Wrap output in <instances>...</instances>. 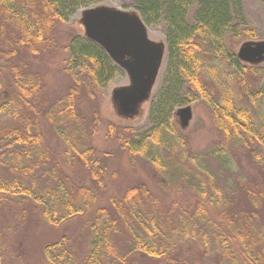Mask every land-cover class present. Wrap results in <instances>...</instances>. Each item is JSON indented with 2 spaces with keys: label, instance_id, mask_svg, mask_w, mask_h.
<instances>
[{
  "label": "trees",
  "instance_id": "trees-1",
  "mask_svg": "<svg viewBox=\"0 0 264 264\" xmlns=\"http://www.w3.org/2000/svg\"><path fill=\"white\" fill-rule=\"evenodd\" d=\"M80 1L0 0V212L14 200H28L56 229L90 216L85 222L90 235L87 249L80 245L74 249L73 238L61 234L41 249L47 264H131L133 254L160 264H180L179 254L187 250V244L202 241L193 234L195 225L211 234L226 264H264V222L260 220L264 212L230 208L212 171L202 162L205 155L191 154L185 135L173 121L175 108L204 103L220 138L208 156L222 158L233 146L249 150L257 163L264 161V125L250 109L264 99V69L243 64L234 48L259 38L247 22L241 1L133 0L145 24H162L167 64L148 127L137 132L107 123L103 135L131 158L147 160L162 180L159 187L170 191L166 194L146 183L126 186L124 182L120 190L107 191L116 173L88 143L98 132L97 118L92 115L89 124L86 119L83 123L78 112L81 93L93 97L119 72L99 45L85 38L72 39L64 64L73 83L49 108L41 102V74L16 59L22 47L34 55L55 47L56 25L65 23ZM40 114L47 123L57 125L63 136L66 151L60 160L54 154L57 159L47 162V155L39 151L44 140ZM9 119L14 124H8ZM89 125L91 132L86 134L82 126ZM65 126L71 135L64 134ZM37 170L56 182L40 181ZM62 172L73 181L69 186ZM178 208L182 213L173 225L170 214ZM122 233L129 243L125 251L115 243ZM6 242L0 232V264H4Z\"/></svg>",
  "mask_w": 264,
  "mask_h": 264
},
{
  "label": "rangeland",
  "instance_id": "rangeland-1",
  "mask_svg": "<svg viewBox=\"0 0 264 264\" xmlns=\"http://www.w3.org/2000/svg\"><path fill=\"white\" fill-rule=\"evenodd\" d=\"M240 1L247 22L251 24L250 26L255 27L259 38L240 42L234 46L235 52L243 64L264 69V55L260 59L245 60L240 57V50L244 44L264 43V0ZM80 2L82 3L81 6H78L70 14L67 22L56 25L57 38L55 47L37 55L22 47L16 53V59L29 64L32 69L41 74L44 92L42 95L44 99H41V102L45 101L46 105L42 104V106L49 108L51 106L50 103L64 95L73 83L65 70L64 64L69 54L67 46L71 44L72 39L77 37L95 42L90 38V32L86 31L88 20L94 11L100 8L121 11L140 22L142 30L147 39L154 45L156 51L154 74L141 85L140 89L143 92L140 93L139 88H131V79L127 70L130 61L118 62L112 59L119 72L110 80L106 88L103 90L97 89L98 91L93 93V97L85 92L81 93L78 112L83 118L82 122L86 119L88 124L93 116L97 118L96 127L98 132L88 138V143L100 152V157L107 164L109 170H113L116 173L115 177L110 178L107 184L109 185L108 192H112L114 189L120 190L119 186H122L120 183L125 182L126 186L146 183L151 189L156 188L159 193L166 194L168 190L164 189L165 193L159 187L162 180L157 178L147 160L140 157L131 158L113 140L106 139L103 135L107 123L121 127H132L137 132H141L148 127L152 101L161 87L167 64L163 26L161 23L145 24L140 15L134 10L133 0H81ZM95 43L99 45L97 42ZM124 97L133 99V103L128 108H123L120 104ZM244 101L246 105L249 104L247 100ZM250 109L258 118L259 124L264 125V99L257 100L255 104L250 106ZM93 113L96 114L94 115ZM38 121L44 138L39 151L47 155V162H51L50 159L54 157V154H57V158L60 160L66 148L65 142L62 141L63 136L55 127L57 125L47 123L41 114L38 115ZM173 121L180 132L185 135L191 154L196 156L205 155L202 158V162L212 171L216 184L223 191L225 200L228 201L226 204L230 208L246 207L251 209L253 207L264 212V161L257 163L250 155L249 150L233 146L225 150L222 158L218 159L208 156L207 154L219 145L220 138L212 125L209 108L204 103H189L186 106L175 108ZM14 122L15 120L9 119L8 124L12 125ZM69 126L71 128L76 127L73 124ZM82 129L86 134L91 132L90 125L85 128L82 126ZM63 132L65 135L70 134L66 126L63 128ZM57 158L55 156L53 159ZM262 159L264 160V152H262ZM195 167L197 166L193 165V168ZM36 173L37 177L42 176L39 178L40 181H48L51 184L56 182V178L41 175L40 170H37ZM62 174V180L67 186L71 182L73 183L67 177V173L62 172ZM78 175L80 176L81 174ZM71 176L77 178L73 174ZM253 186L256 187V191L252 189ZM248 190L251 191L250 194L255 200L247 198V194L249 195ZM118 192L120 193V191ZM182 194L186 195L185 192ZM176 195L179 197V194ZM253 201L254 203L256 201L258 206L252 205ZM162 203L167 204L168 202L162 201ZM6 208L0 212V232H2V236L7 241L4 264H47L41 249L44 244L55 240L61 234L73 238L71 241L73 240L74 242V249L78 248L79 245L84 251L87 249L90 235L89 230L85 227V222L90 216L76 218L70 221L68 226L56 229L42 219L37 206L28 200H14L12 205ZM180 213L182 212L178 208L177 211L175 210L174 213L170 214L169 223L173 222V225L178 223L176 218ZM260 216V220L264 222V215L260 214ZM194 228L193 234L195 238H201L202 241L200 240L199 244L195 243V245L192 242L188 243L187 250H183L179 254V263L226 264L215 248L211 234L199 231L200 229L204 230L199 225H195ZM115 243L120 251H125L129 247L127 236L124 233L116 237ZM130 263L160 264L159 261L141 258L136 254L131 256Z\"/></svg>",
  "mask_w": 264,
  "mask_h": 264
},
{
  "label": "water",
  "instance_id": "water-1",
  "mask_svg": "<svg viewBox=\"0 0 264 264\" xmlns=\"http://www.w3.org/2000/svg\"><path fill=\"white\" fill-rule=\"evenodd\" d=\"M86 31L114 59L131 60L127 70L132 89H140L153 76L156 51L146 38L140 22L126 13L100 8L90 16ZM263 55L264 43H246L240 50V57L245 60L260 59ZM120 103L123 108H128L133 99L124 97Z\"/></svg>",
  "mask_w": 264,
  "mask_h": 264
},
{
  "label": "bare ground",
  "instance_id": "bare-ground-1",
  "mask_svg": "<svg viewBox=\"0 0 264 264\" xmlns=\"http://www.w3.org/2000/svg\"><path fill=\"white\" fill-rule=\"evenodd\" d=\"M120 12H121V11H120ZM123 13H124V12H123ZM126 14H127V13H126ZM66 22H67V21H66ZM103 50H104V49H103ZM104 51H105V50H104ZM105 52H106V51H105ZM106 53H107V52H106ZM107 55L110 57L111 60L113 59L114 61H118V60L114 59L110 54L107 53ZM112 62H113V61H112ZM118 62H123V61H118ZM107 85H108V84H107ZM106 87H107V86H106ZM106 87H105V88H106ZM131 99H132V98H131ZM120 104H121V103H120ZM121 106H122V105H121Z\"/></svg>",
  "mask_w": 264,
  "mask_h": 264
}]
</instances>
